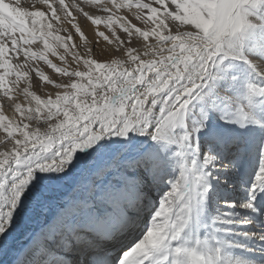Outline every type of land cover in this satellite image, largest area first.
Wrapping results in <instances>:
<instances>
[{
	"label": "snow or ice",
	"instance_id": "obj_1",
	"mask_svg": "<svg viewBox=\"0 0 264 264\" xmlns=\"http://www.w3.org/2000/svg\"><path fill=\"white\" fill-rule=\"evenodd\" d=\"M85 23L115 46L107 58ZM253 76L264 82V0H0V264H251L225 227L251 221L203 210L213 173L258 147L246 199L221 204L264 221Z\"/></svg>",
	"mask_w": 264,
	"mask_h": 264
},
{
	"label": "bare ground",
	"instance_id": "obj_2",
	"mask_svg": "<svg viewBox=\"0 0 264 264\" xmlns=\"http://www.w3.org/2000/svg\"><path fill=\"white\" fill-rule=\"evenodd\" d=\"M26 1V0H25ZM6 115H9V113L5 112ZM223 123V122H221ZM220 124V123H218ZM223 127L229 129V126L225 124ZM222 127V128H223ZM257 137H258V133ZM252 136V135H251ZM252 141V142H250ZM256 141L251 138H249V143L253 144ZM1 144V143H0ZM0 150H3L2 147H0ZM249 149L243 159H234L233 164H234V169L233 171L229 173H225L223 171L220 172H214V176H219L220 180L219 181H213V194L214 196L210 198L209 203L207 207L203 210V215L205 220H210L211 217L215 216L219 211H232V212H238L239 215L236 216L234 219L236 220H244L247 219L251 221V223L247 224H233L231 226H225V227H231L232 232L226 234V238L230 241L233 242V244H241L244 245L245 247L240 248V247H233L231 249V252L233 255L237 257H241L246 259L247 261L251 262V264H264V253L261 255L258 252V250L262 249L264 251V241H260L254 237H244L242 235H239V233L242 232H260L264 230V227H262V224H264V221H261L260 219L257 218V216L248 211V210H243L239 208L235 209H225L221 202L222 201H235L237 203L242 202L244 199H246V189L250 185L252 181V177L254 176L255 172L251 174V169L253 166L256 164V155H257V148ZM252 151L253 157L252 159L248 160L250 156V152ZM245 161V163H243ZM227 179L229 181L228 186H225L224 181ZM167 185H162L161 188L156 191L151 193L152 198L154 201H157L160 199V197L163 195L160 193V190L163 188H167ZM216 188H223L225 192H227L226 195L220 194ZM216 190V191H215ZM216 195L218 196L219 199L216 198ZM219 195H222L220 198ZM218 200V201H217ZM264 206V205H262ZM247 253V255L244 257V255Z\"/></svg>",
	"mask_w": 264,
	"mask_h": 264
},
{
	"label": "rangeland",
	"instance_id": "obj_3",
	"mask_svg": "<svg viewBox=\"0 0 264 264\" xmlns=\"http://www.w3.org/2000/svg\"><path fill=\"white\" fill-rule=\"evenodd\" d=\"M6 2H8V0H6ZM22 2H24V3H30L31 0H26V1L25 0H22ZM65 2L67 3L68 0H65ZM101 30H103L102 27H101ZM83 31L85 32L86 42L90 43L91 46H92V48L94 49V55L96 56V58H98V59H105V58H107V55L111 54V52L115 50V46L114 45H109L105 41H103L102 39H100L99 42H97V38L95 36V26H91L89 23H85L83 25ZM60 34L61 35H64V33H60ZM76 42L79 43L80 41L77 39ZM50 58H52V57H50ZM52 59H54V62L59 63L58 59H56V58H52ZM42 70L45 71V74L46 75H52L53 74L52 73V70L49 69V68H47V66H43L42 65ZM252 78L258 84L264 83V82L260 81L259 78L256 77V76H253ZM37 80H38L37 77H33V89L32 90L37 91V94L38 95H41L42 98H46V94L50 90V87H49V89H44L43 88V85H41L40 88L37 89L36 88V81ZM231 95L233 97V102H236V101H239V100H242L243 99V94H242L241 90L238 89V88L236 90H234ZM194 110H198V106ZM254 111H255V114H256L257 118L264 117V110H262V108L259 105V103H257V106L254 109ZM221 122H223V123H221ZM218 123H220V124H218ZM216 124L218 126H220V127H223L224 121L219 120L218 117H217L216 118ZM223 128H225V127H223ZM225 129L228 130L227 128H225ZM4 138H5V134H4L3 130H0V143L1 144L4 143V142H6ZM251 138L253 140H255V141L258 140V137H257V134L256 133L255 134H252V136H250V140H251ZM250 142H252V141H250ZM257 150L258 151H257V155H256V157H257L256 158V164L251 169V174L254 173V172H256V170L258 169V167L260 165L261 155H260V152H259L258 147H257ZM252 151L250 152V156H249L248 160L249 159L251 160L252 157H253ZM243 163H245V161H243ZM164 185H167V184H164ZM165 191H167V188L161 189L160 190V193L163 194ZM258 252H262V253H260L261 255L264 253V251L262 249L258 250Z\"/></svg>",
	"mask_w": 264,
	"mask_h": 264
}]
</instances>
